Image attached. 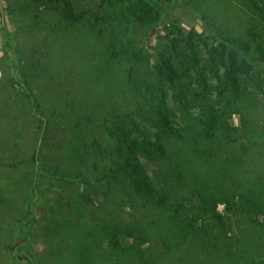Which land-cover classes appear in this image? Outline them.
Returning <instances> with one entry per match:
<instances>
[{"label": "trees", "instance_id": "trees-1", "mask_svg": "<svg viewBox=\"0 0 264 264\" xmlns=\"http://www.w3.org/2000/svg\"><path fill=\"white\" fill-rule=\"evenodd\" d=\"M94 1L32 0L53 16L52 21L36 24L53 34L74 38L87 34L103 40L100 76L124 74L135 107L101 119L102 135H93L92 140L89 129L84 134L81 123H75V139L66 156L86 168L72 174L56 163L45 169L48 177L85 183L87 192L80 197L86 203L100 191L109 204L150 209L158 215L159 221L152 222L155 227L165 222L183 240L204 236L206 241L200 240L205 245L204 264L215 251L213 238L238 264H264V124L255 118L258 102L251 95V89L264 94L259 71L264 60L262 34L252 27L245 35L217 37L173 22L166 26L153 60L138 41L140 29L161 20L153 1ZM248 1L264 20L259 0ZM170 101L184 125L174 119ZM13 103L7 104L9 118ZM236 114L241 126L233 121ZM84 118L89 125L91 119ZM241 140L243 156L233 149ZM184 150L199 151L203 158L206 171L197 175L200 181L191 179L195 169L184 164ZM144 160L154 165V175ZM191 196L196 202L189 211L185 204ZM66 205L72 210L74 203L68 200ZM109 216L105 210L102 247L107 243L114 251L121 249V236L152 239V224L122 225ZM229 220L236 221L238 229H230Z\"/></svg>", "mask_w": 264, "mask_h": 264}, {"label": "rangeland", "instance_id": "rangeland-1", "mask_svg": "<svg viewBox=\"0 0 264 264\" xmlns=\"http://www.w3.org/2000/svg\"><path fill=\"white\" fill-rule=\"evenodd\" d=\"M152 1L162 13L161 20L140 29L138 41L153 60L166 26L173 22L217 37L245 35L255 27L264 38V20L248 0ZM36 20L46 23L53 16L32 0H0V264H204L205 245L200 242L206 241L204 236L189 235L183 240L165 222L155 227L158 215L150 209L109 204L100 191L93 195V202L86 203L80 197L87 192L85 183L48 177L45 169L51 170L56 163L72 174L86 168L87 164L76 166L66 156L75 139V123H81L84 134L89 129V140L93 135L101 137V119L134 109L135 101L124 74L100 76L103 40L87 34L75 38L53 34L41 29ZM261 66L264 77V60ZM251 95L258 102L255 118L264 124V94L251 89ZM12 103L9 118L7 104ZM169 104L176 122L184 125L175 104ZM84 116L91 119L89 125ZM233 121L241 126L239 114ZM242 142L234 145L237 154H242ZM196 152L184 150L182 159L195 169L191 179L200 181L197 175L205 173L206 166ZM147 164L154 175V165ZM68 200L74 203L72 210ZM188 200L185 205L192 211L195 196ZM105 210L122 225L152 224V239L121 236V249L114 251L107 243L102 247ZM228 222L230 229H238L236 221ZM220 242L213 238L215 251L206 264H238L222 252Z\"/></svg>", "mask_w": 264, "mask_h": 264}]
</instances>
